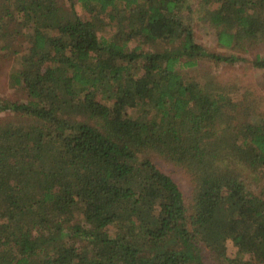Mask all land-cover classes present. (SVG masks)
Returning <instances> with one entry per match:
<instances>
[{"label": "trees", "instance_id": "obj_1", "mask_svg": "<svg viewBox=\"0 0 264 264\" xmlns=\"http://www.w3.org/2000/svg\"><path fill=\"white\" fill-rule=\"evenodd\" d=\"M261 44L264 0H0V264H264V96L184 71Z\"/></svg>", "mask_w": 264, "mask_h": 264}, {"label": "rangeland", "instance_id": "obj_2", "mask_svg": "<svg viewBox=\"0 0 264 264\" xmlns=\"http://www.w3.org/2000/svg\"><path fill=\"white\" fill-rule=\"evenodd\" d=\"M62 9L65 11L70 8V0H59ZM111 31V27L108 28ZM196 37L209 51L215 52H229L230 48L217 42L214 29L209 26L207 18H198L195 24ZM109 33V32H107ZM106 33V34H107ZM239 57H245L246 60H241L236 63H228L224 65H217L210 60H203L193 68H186L184 71L187 76H193L196 80L204 82L207 75H212V78L219 82H236L239 87L251 89L255 95L264 96V68L254 65L256 56H264V44H261L256 49H252L250 52L234 51ZM11 67L9 64L0 63V96L9 99H15L18 97L17 93L10 87L9 84V71ZM237 88V87H234ZM235 91V90H233ZM263 110V109H262ZM154 160L163 169L168 171L180 184L185 194L189 196L193 187V176L184 167L172 165L157 155H152ZM246 176L251 178L249 171H245ZM227 251L230 255H234L236 252L235 247L230 241L226 243ZM209 257V254L206 253Z\"/></svg>", "mask_w": 264, "mask_h": 264}]
</instances>
